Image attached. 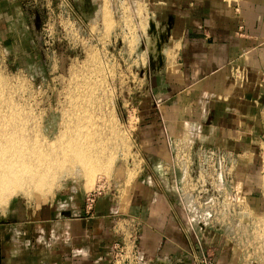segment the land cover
<instances>
[{
    "label": "rangeland",
    "instance_id": "1",
    "mask_svg": "<svg viewBox=\"0 0 264 264\" xmlns=\"http://www.w3.org/2000/svg\"><path fill=\"white\" fill-rule=\"evenodd\" d=\"M131 1L0 0V73L21 88L18 101L32 104L36 117L43 115L46 132L53 135L59 106L95 66L93 77L104 78L101 111L113 119L106 128L120 134L115 140L117 152L103 157L108 169L87 175L78 168L62 175L52 188L9 192L11 197L0 201V264H21L20 253L35 249L34 238L45 229L51 210L60 222L74 203L80 216L90 221L104 217L101 232L121 237L131 232V241L138 238L137 252L131 256L134 244H127L125 264H264V115L262 137L249 148L254 153L250 170L243 164L247 155L241 159L228 154L221 144L198 137L193 127L182 135L170 134L158 109L164 101L158 90L167 79L172 104L180 82L167 77L177 61L171 42L175 0ZM223 1L234 6L240 2ZM92 54L95 61H90ZM238 72L230 80L240 90L245 82ZM260 84L263 87L264 80ZM146 131L154 141L148 148L158 156L148 154L141 142ZM98 186L101 194L88 212L87 193ZM140 193L142 206L148 201L154 207L161 204L149 222L177 244L163 238V255L140 251L146 218L137 214ZM135 198L140 208L130 212L129 202ZM23 242L28 244L22 246ZM108 260L113 264L111 253Z\"/></svg>",
    "mask_w": 264,
    "mask_h": 264
},
{
    "label": "crops",
    "instance_id": "2",
    "mask_svg": "<svg viewBox=\"0 0 264 264\" xmlns=\"http://www.w3.org/2000/svg\"><path fill=\"white\" fill-rule=\"evenodd\" d=\"M234 5L223 0L174 1L171 42L176 48L177 61L167 77L180 82L173 92L172 104H169L167 79H162L158 94L164 101L158 109L170 134L182 135L184 130L193 127L196 130H191L199 133L198 137L203 136L214 145L221 144L228 154L235 153L240 158L247 155V161L246 156L243 157V164L248 170L254 159L250 145L262 137L260 119L264 115V86L260 82L264 80V0H240L237 6ZM241 25H244V36L237 33ZM238 66H244L243 70L247 72V80L240 90L234 88L230 80L235 71H241ZM141 125L142 128L145 126ZM148 135L147 131L142 133L141 142L154 157L157 152L152 148L149 150V143L153 147L154 141ZM244 149L247 152L237 153ZM144 190L145 187L142 192ZM140 195L141 208L136 204L138 198L128 205L130 212L139 207L136 213L146 217L142 220L140 251L147 256L163 255L166 253L163 238H168L170 245L177 244L156 223L149 222L154 219L150 215L159 211L161 204L154 207L148 201L143 205L146 208H142V193ZM74 204L72 210L69 206L64 208L71 213L60 222L51 210L52 214L45 219V229H40V235L34 238L35 249L20 253L21 264H109L108 256L112 254L111 247L117 237L125 246L132 242L131 232L130 238L126 232L122 237L116 232L114 235L105 230L101 232L105 227L104 217L90 221L80 216L79 206ZM60 206H63L62 202ZM25 244L28 243L21 245Z\"/></svg>",
    "mask_w": 264,
    "mask_h": 264
},
{
    "label": "bare ground",
    "instance_id": "3",
    "mask_svg": "<svg viewBox=\"0 0 264 264\" xmlns=\"http://www.w3.org/2000/svg\"><path fill=\"white\" fill-rule=\"evenodd\" d=\"M93 60H96L94 54L90 61ZM94 70L95 66L76 83L59 106L60 118L53 135L50 131L46 132L43 115L37 118L32 104L18 101L17 90L21 88H16L0 73V201L9 192H36L44 186L52 188L62 175L73 174L78 168L87 175L108 169V163L102 161L103 157L110 151L113 153L110 157L117 152L115 140L120 134L106 128L112 124V114L106 115V111H101L104 78H94ZM9 195L11 197V193Z\"/></svg>",
    "mask_w": 264,
    "mask_h": 264
},
{
    "label": "built area",
    "instance_id": "4",
    "mask_svg": "<svg viewBox=\"0 0 264 264\" xmlns=\"http://www.w3.org/2000/svg\"><path fill=\"white\" fill-rule=\"evenodd\" d=\"M231 1V0H229ZM238 35L239 36H244L245 33H244V25H241L239 27V30H238ZM244 70H241L239 71L238 73V76L242 79L241 81L242 82H245L247 80V72L244 71ZM100 186V185H99ZM96 187V189L90 191L89 193H87V196H86V208H87V211L89 212L92 208H93V205L97 199V197L101 194V188L100 187ZM137 237L133 238L132 239V244L136 243L137 241ZM135 248H136V245L134 244L132 250H131V254L130 256L133 254V253H136L137 251H135ZM111 252H112V257H113V264H125L126 261L128 260V258L126 257L127 256V252H128V249H127V246H125V244L119 240L115 241L111 247ZM125 257V258H124ZM123 260V262H122Z\"/></svg>",
    "mask_w": 264,
    "mask_h": 264
}]
</instances>
